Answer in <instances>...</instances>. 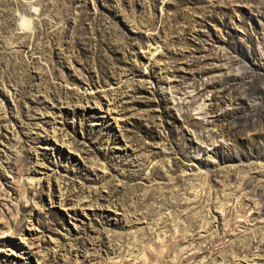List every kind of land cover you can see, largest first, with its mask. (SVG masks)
Masks as SVG:
<instances>
[{"label": "rangeland", "instance_id": "obj_1", "mask_svg": "<svg viewBox=\"0 0 264 264\" xmlns=\"http://www.w3.org/2000/svg\"><path fill=\"white\" fill-rule=\"evenodd\" d=\"M0 264H264V0H0Z\"/></svg>", "mask_w": 264, "mask_h": 264}, {"label": "bare ground", "instance_id": "obj_2", "mask_svg": "<svg viewBox=\"0 0 264 264\" xmlns=\"http://www.w3.org/2000/svg\"><path fill=\"white\" fill-rule=\"evenodd\" d=\"M103 103H104L105 106L102 105L101 102H94L93 104H90V102H88L83 107H87V108L91 109L97 115L99 114V116H100V119H99L100 124L108 127L109 124H110V120H112L114 123L117 122L115 120V118H116L115 115H113V112L114 111L117 112V110H116V108H113L112 106H110V103H113V100L111 98L104 99ZM63 104L64 103H59V106L62 108ZM102 106H103V109H102ZM58 134H59V131L57 130V126H56V123H55L54 125L51 126V130H50L49 133H47V136H48V138L50 137V139H51V136L57 137ZM50 139H47V143H46L47 147L49 145H52ZM59 139H60L59 140L60 144L64 145V147L68 148L69 142L66 141L63 137H60ZM37 156H38V154L35 153L36 164L37 165H42V164H40L37 161V158H38ZM42 167H43V165H42ZM41 169L42 168L35 167L34 168V173H39V171L41 172ZM47 181H48V196L50 197V199H52V196L55 195L57 197V199L61 201L64 198H67V196L69 194H71V192H72V190L69 189V184L67 182H65V181H61V180H54L53 181L51 179H49ZM81 206H83V204H80V206L78 208H80ZM78 208H71V209L68 210V214H69L70 218L79 219L80 211L78 210ZM74 226H77L76 223L74 224Z\"/></svg>", "mask_w": 264, "mask_h": 264}]
</instances>
